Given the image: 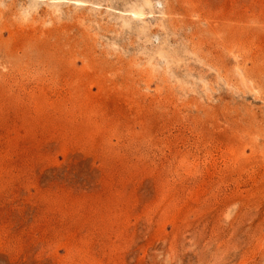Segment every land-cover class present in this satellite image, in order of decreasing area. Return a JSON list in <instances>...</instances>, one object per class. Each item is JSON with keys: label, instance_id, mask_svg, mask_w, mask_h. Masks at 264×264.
<instances>
[{"label": "rangeland", "instance_id": "rangeland-1", "mask_svg": "<svg viewBox=\"0 0 264 264\" xmlns=\"http://www.w3.org/2000/svg\"><path fill=\"white\" fill-rule=\"evenodd\" d=\"M0 42V264H264V0H0Z\"/></svg>", "mask_w": 264, "mask_h": 264}, {"label": "bare ground", "instance_id": "bare-ground-1", "mask_svg": "<svg viewBox=\"0 0 264 264\" xmlns=\"http://www.w3.org/2000/svg\"><path fill=\"white\" fill-rule=\"evenodd\" d=\"M131 9V8H130ZM2 12V11H1ZM133 15H134V13H133ZM5 18V17H4ZM128 19V18H127ZM3 23V22H2ZM2 35V34H1ZM1 43V42H0ZM3 44V43H2ZM46 49V48H45ZM3 54V53H2ZM1 54V52H0V55H2ZM5 54V56L7 55V53H4ZM3 56V55H2ZM1 58V57H0ZM2 59V58H1ZM5 59V58H4Z\"/></svg>", "mask_w": 264, "mask_h": 264}]
</instances>
